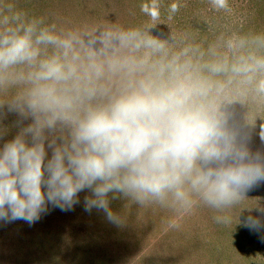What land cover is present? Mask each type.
Returning <instances> with one entry per match:
<instances>
[{"label":"clouds","instance_id":"clouds-1","mask_svg":"<svg viewBox=\"0 0 264 264\" xmlns=\"http://www.w3.org/2000/svg\"><path fill=\"white\" fill-rule=\"evenodd\" d=\"M213 9L228 11V0H209ZM180 5L173 3L170 12ZM141 11L155 23L160 20L157 0ZM22 21L0 32V86L27 82L26 96L7 104L31 123L0 147V220L37 222L52 208L70 211L84 197V210L103 211L116 225L123 224L110 208L111 199L131 198L140 205L158 204L176 213L190 212L202 203L218 212L245 200L247 193L264 184V153L249 148L248 136L230 114L207 103L212 86L194 79L179 55L161 66L167 81L141 79L118 95L97 81L105 66L89 56L83 63L74 33L58 34L56 26L41 19ZM171 18V17H170ZM8 24V17L4 18ZM140 33L123 30L115 35L132 43ZM103 38L111 39L106 32ZM90 43H94L91 41ZM146 47L159 51L164 44L148 38ZM42 46L59 52L42 58ZM136 48L140 43H135ZM94 55V54H93ZM146 60H114L108 70L129 71ZM19 65L35 68L10 74ZM256 66L264 67V60ZM213 66V72L223 71ZM251 65L233 71H253ZM264 93V80L258 84ZM98 96L106 103H93ZM2 107V106H0ZM264 140V135L261 136ZM198 197V199H194ZM259 216L239 220L250 231H264V205L250 208ZM217 223L229 224V215ZM170 227H178L172 221ZM264 242V236L261 237Z\"/></svg>","mask_w":264,"mask_h":264},{"label":"rangeland","instance_id":"rangeland-1","mask_svg":"<svg viewBox=\"0 0 264 264\" xmlns=\"http://www.w3.org/2000/svg\"><path fill=\"white\" fill-rule=\"evenodd\" d=\"M150 2L0 0V32L22 22L12 19L15 13L21 12L22 20L41 19L45 26L54 24L58 34L74 33L80 41L76 50L82 62L88 63L89 56H93L97 63L104 64V74L97 83L110 89L112 95L120 94L141 79L167 81L170 72L165 71L161 77V66L177 55L191 73L196 61L195 50L203 40L214 42L220 51L226 47L228 52L237 46L236 39L243 46L242 54L227 60V68H223L226 73L208 97L211 100L214 94L221 95L219 100H211L212 106L220 102L217 106L230 114V123H236L247 134L250 150L264 153V140L261 139L264 135V93L258 91L259 82L264 80V67L256 66L257 60L264 59L261 54L264 48L254 43L256 35L264 38V0H228V11L213 9L209 0H157L160 20L155 23L141 11V6ZM173 3L180 5L176 13L170 12ZM5 17L9 19L8 24L4 23ZM129 29L140 33L136 41L125 44L114 38ZM106 32H111L113 38H103ZM150 37L161 41L164 48L154 51L146 47L143 42ZM135 43H140V47L136 48ZM250 48L252 52L248 55ZM54 52L59 50L42 46V58ZM114 60H146V63L133 71L126 68L112 72L108 64ZM245 65H251L254 70L233 71L234 67ZM34 70L19 65L9 72L26 74ZM31 87L27 82L0 86V147L31 123V118L9 111L7 106L15 98L26 96ZM107 100L108 97L98 96L93 103H106ZM256 190L249 191L239 204L220 212L200 203L184 214L154 203L140 205L117 194V199L110 196V208L120 215L123 224L119 226L110 222L103 211L95 208L85 211L84 197L89 193L81 192L80 203L72 210L61 211L49 206L50 210L31 225L23 220H0V233L6 236L0 238V247L10 249L9 255L0 256V263L264 264L261 239L264 231H250L242 223L238 224L250 214L260 215L255 209L247 210L257 201L264 205V194ZM219 215H229L231 223H217L215 218ZM172 221L178 227H170Z\"/></svg>","mask_w":264,"mask_h":264},{"label":"trees","instance_id":"trees-1","mask_svg":"<svg viewBox=\"0 0 264 264\" xmlns=\"http://www.w3.org/2000/svg\"><path fill=\"white\" fill-rule=\"evenodd\" d=\"M256 36H258V38H256V40L254 41L255 45H257V44L260 46L263 45V48H264L263 36H261V35L260 36L256 35ZM251 37L253 38V33H252ZM260 37H262L263 39H260ZM203 41H201L200 47L197 50H195V51H197L196 61H195L193 70L191 68V75L193 76L194 79H202V80H205L206 82H208L212 86V90H213L214 87H216L214 85H217L216 83L218 82V80L221 81V77H222L223 73L225 72L224 70L220 71V72H213L212 71L213 66L219 65V66H222L223 68H227V66H226L227 60H234V58L236 56L242 54L241 52H242L243 46H240L238 44L239 43L238 40L235 39L234 42L237 46L236 47L234 46L233 48L228 50V52H226L227 51V50H225L226 47H224V49H222V51H220L218 47L217 48L215 47L214 42H212V41L209 42L207 40H205L204 42ZM249 41H251V40H249ZM251 48L254 51V46ZM251 48L248 49L249 50L248 55H250L252 52ZM244 50H245V48H244ZM260 51H263V50H260ZM261 54L263 55L264 53L261 52ZM262 60H264V59H262ZM213 92L214 91H211L209 93V95H212ZM220 98H221V95L218 96V94L216 93L212 96L211 100L213 99L214 101H217ZM1 99H4V96ZM207 99L209 100L210 105H213L212 101L210 100V97H207ZM217 103H218L217 105H220V102H217ZM255 189H257L256 192L260 191L261 193L264 194V184H262L261 186H259L258 188H255ZM255 189H254V192H255ZM239 206H241V205H239ZM205 209L207 210V207ZM1 223L2 222H0V224ZM0 226H2V225H0ZM2 235L3 234L0 233V238L2 237ZM3 237H6V236L3 235ZM39 237H41V236H39ZM38 241H42V240H38ZM39 244H41V243H39ZM13 248H15V245ZM18 248H20V246H18ZM9 251H10V249L0 247V256L2 254L4 256L9 255ZM6 258H8V257H6ZM0 264H2V263H0ZM214 264H216V263H214Z\"/></svg>","mask_w":264,"mask_h":264}]
</instances>
